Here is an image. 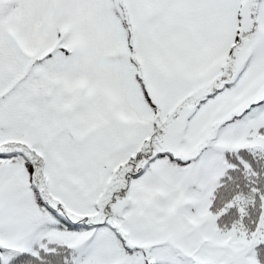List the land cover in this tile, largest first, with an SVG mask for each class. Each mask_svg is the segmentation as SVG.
I'll list each match as a JSON object with an SVG mask.
<instances>
[{"label": "snow or ice", "instance_id": "obj_1", "mask_svg": "<svg viewBox=\"0 0 264 264\" xmlns=\"http://www.w3.org/2000/svg\"><path fill=\"white\" fill-rule=\"evenodd\" d=\"M0 264H264V0H0Z\"/></svg>", "mask_w": 264, "mask_h": 264}]
</instances>
